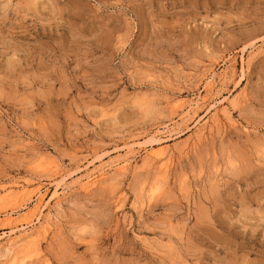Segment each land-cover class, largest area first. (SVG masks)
I'll return each mask as SVG.
<instances>
[{"label":"rangeland","instance_id":"1","mask_svg":"<svg viewBox=\"0 0 264 264\" xmlns=\"http://www.w3.org/2000/svg\"><path fill=\"white\" fill-rule=\"evenodd\" d=\"M0 264H264V0H0Z\"/></svg>","mask_w":264,"mask_h":264},{"label":"bare ground","instance_id":"2","mask_svg":"<svg viewBox=\"0 0 264 264\" xmlns=\"http://www.w3.org/2000/svg\"><path fill=\"white\" fill-rule=\"evenodd\" d=\"M211 73V72H210ZM213 74V73H212ZM212 74H211V77H212ZM209 76V75H208ZM210 77V76H209ZM205 78V77H204ZM206 79V78H205ZM208 81L206 82V86H205V88L203 89L205 92H206V94L207 93H210V91L211 90H213V88L215 87V84H216V80L214 79V77L213 78H210V79H207ZM206 94L205 95H201V97L198 99V101H196L195 100V104L197 105V106H195V111L197 112L198 110V107L200 106L199 104H200V102H203V101H205L206 99H207V96H206ZM194 102V101H193ZM199 105V106H198ZM191 106H193V105H191ZM211 106V105H210ZM189 107V109H190V106H188ZM192 109V108H191ZM208 110V109H207ZM194 111V113H196ZM186 112H189L188 111V109H187V111ZM185 113V112H184ZM190 114H192V113H190ZM189 115V114H188ZM193 115V114H192ZM216 117V116H215ZM187 118V117H186ZM217 120V119H216ZM203 128V127H202ZM152 135V134H151ZM136 143V142H135ZM133 143H131V145H132ZM127 146H129V145H127ZM161 149V148H160ZM166 149V148H165ZM161 151V150H160ZM163 152H164V149H163ZM155 153H157L158 155H161V154H163L162 152H158V150H157V152H155ZM154 153V154H155ZM165 154V153H164ZM100 157V156H99ZM168 158V157H167ZM97 159H99V158H97ZM101 160V159H100ZM94 162V160L92 161V162H88V164L87 165H84V166H82L83 167V169H86V168H89V166H90V164H92ZM165 163V162H164ZM164 163H162L163 165H165ZM96 164V163H95ZM120 164V163H119ZM129 163H128V159L126 160V161H124V163L123 164H121L119 167H117V168H115L116 169V171H117V173L119 172V173H123V172H125V170L127 169V167H129V165H128ZM167 164V163H166ZM109 165V167L108 168H106V167H102L101 168V170H99L98 172H99V174L97 175V176H93V175H88L87 176V180L82 184V189L84 190V191H89V190H91L94 186H96L97 184H99V181L100 180H105V179H107L106 178V175L108 174V171H109V168H111V166H110V164H108ZM107 166V165H106ZM116 166H117V164H116ZM82 167H80V168H82ZM98 168H100V167H98ZM83 169H81V170H83ZM78 170V169H77ZM75 171V170H74ZM69 173V172H68ZM89 174V173H88ZM124 174V173H123ZM68 175H70V174H68ZM68 175H64L63 177V179L60 181V182H56L57 184H55V190H54V195H57L59 192H60V190L62 189V190H64L65 189V187H66V183H65V179L67 178V176ZM86 175V174H85ZM86 177V176H85ZM109 177V176H108ZM111 180V179H110ZM152 190V189H151ZM153 191V190H152ZM159 191V190H158ZM156 192V191H155ZM153 193V192H152ZM53 196V195H52ZM54 197V196H53ZM49 220V219H48ZM10 221H12V220H10ZM9 221V222H10ZM13 221H14V219H13ZM12 221V222H13ZM46 221V220H45ZM11 222V223H12ZM44 222V221H43ZM46 223V222H45ZM41 224V223H40ZM46 224H49V223H46ZM46 224H43L44 226H42V227H44V229H45V225ZM14 229V228H13ZM11 230V229H10ZM38 232V231H37ZM23 233V232H22ZM35 234H37L36 232H31V233H29V234H26V235H24L25 236V239H24V241H29V242H31V238L32 237H34L35 236ZM22 238V237H21ZM20 238V239H21ZM21 240H23V238L21 239ZM18 243V240L17 239H14V240H11V244H12V246H14L15 244H17ZM27 243V242H26ZM16 246V245H15ZM14 246V248H16ZM19 246V245H18ZM27 246V245H26ZM30 246V245H29ZM8 248H9V246L7 247V250H8ZM10 248H11V246H10ZM14 248L12 247V250H14ZM17 249V248H16ZM11 250V251H12ZM36 250V249H35ZM9 251V250H8ZM14 252H15V250H14ZM14 252L12 251V253L14 254ZM9 254V253H8ZM4 257V256H3Z\"/></svg>","mask_w":264,"mask_h":264}]
</instances>
